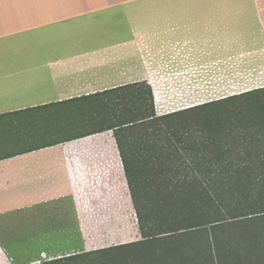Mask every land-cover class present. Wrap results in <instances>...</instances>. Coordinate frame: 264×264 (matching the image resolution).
<instances>
[{
	"label": "crops",
	"instance_id": "crops-1",
	"mask_svg": "<svg viewBox=\"0 0 264 264\" xmlns=\"http://www.w3.org/2000/svg\"><path fill=\"white\" fill-rule=\"evenodd\" d=\"M232 63L264 69V0H0V264L92 252L90 156L70 147L85 132L61 134L68 107L143 81L157 97L161 73Z\"/></svg>",
	"mask_w": 264,
	"mask_h": 264
},
{
	"label": "trees",
	"instance_id": "trees-1",
	"mask_svg": "<svg viewBox=\"0 0 264 264\" xmlns=\"http://www.w3.org/2000/svg\"><path fill=\"white\" fill-rule=\"evenodd\" d=\"M118 90L122 112L109 129L142 236L207 227L217 264H264V87L161 116L147 82L102 94ZM174 179L181 188L167 189Z\"/></svg>",
	"mask_w": 264,
	"mask_h": 264
},
{
	"label": "rangeland",
	"instance_id": "rangeland-1",
	"mask_svg": "<svg viewBox=\"0 0 264 264\" xmlns=\"http://www.w3.org/2000/svg\"><path fill=\"white\" fill-rule=\"evenodd\" d=\"M260 65L206 64L199 68L192 64L186 68L188 72L186 71L185 78L184 75L174 77L177 73L185 72L184 70L177 73H161L158 78L154 79V84L158 85L159 90V95L156 97L159 110L155 105L153 85H150L155 112L158 116L170 114L216 102L248 90L262 88L264 87V72L262 73L264 69ZM170 75L172 78L168 80L161 78ZM120 96L122 97L121 91L94 97V105L89 104L88 106H86L87 102L92 104L91 99L93 98L90 97L88 100L84 98L68 107L70 111L63 113V128L60 129L63 136L78 131L85 132L70 147L76 148V151L88 153L90 156L89 160L82 161L85 169L88 166V172L81 177L86 187H80L78 199L82 204L81 209L86 228L83 244L80 246L83 251L92 252L85 255V260L72 257L61 262L68 264L80 262L89 264H217L215 253L209 246L207 227L186 228L155 236H142L136 207L116 141L114 131L116 128L109 129L118 122L121 115L122 106L116 102L117 97L120 99ZM55 130L58 137L59 129ZM116 131L122 134V131ZM141 136L135 133L132 138L135 139L134 141H139ZM132 138L130 140H133ZM145 138L143 137V140ZM144 154L149 155L147 152ZM144 154L139 153L138 156L142 158L145 157ZM152 155L155 156L154 153ZM186 172L189 171L186 170ZM155 173L156 171L153 170L151 174L145 171V176L149 175V179L146 178V180L150 182ZM200 173L198 167L195 172H189L187 183H191L194 176H202ZM216 173V169H213L212 175ZM171 183V185L167 184L169 185L167 189L181 188L175 179Z\"/></svg>",
	"mask_w": 264,
	"mask_h": 264
},
{
	"label": "built area",
	"instance_id": "built-area-1",
	"mask_svg": "<svg viewBox=\"0 0 264 264\" xmlns=\"http://www.w3.org/2000/svg\"><path fill=\"white\" fill-rule=\"evenodd\" d=\"M179 75H182V76L184 75V77H186V76H185V72H181L180 74H177V75H175L174 77H178ZM170 76H171V75H170ZM162 77H163V76H162ZM154 95H155V92H154ZM155 103H156L155 105H157L156 109L159 110V109H158V101L156 100V96H155ZM195 105H196V104H195ZM187 107H189V106H187ZM158 113H159V112H158ZM35 264H46V263H45V260H39V261H37Z\"/></svg>",
	"mask_w": 264,
	"mask_h": 264
}]
</instances>
